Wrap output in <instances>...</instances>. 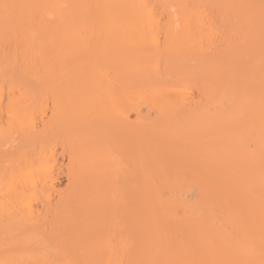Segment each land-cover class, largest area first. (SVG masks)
I'll list each match as a JSON object with an SVG mask.
<instances>
[{"label":"bare ground","instance_id":"bare-ground-1","mask_svg":"<svg viewBox=\"0 0 264 264\" xmlns=\"http://www.w3.org/2000/svg\"><path fill=\"white\" fill-rule=\"evenodd\" d=\"M0 264H264V0H0Z\"/></svg>","mask_w":264,"mask_h":264},{"label":"rangeland","instance_id":"rangeland-1","mask_svg":"<svg viewBox=\"0 0 264 264\" xmlns=\"http://www.w3.org/2000/svg\"><path fill=\"white\" fill-rule=\"evenodd\" d=\"M48 103H49V104H48ZM48 103H47L48 105H51L50 102H48ZM59 161H61L60 158H59ZM65 179H66L65 177H60V178L58 179L59 182H57L59 185H58V184H57V185L60 186L61 188H64L65 185H66V180H65ZM63 185H64V186H63Z\"/></svg>","mask_w":264,"mask_h":264}]
</instances>
